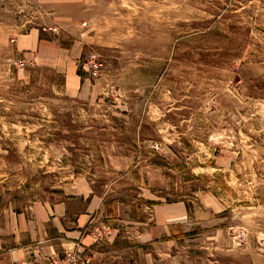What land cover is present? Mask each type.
<instances>
[{"label": "rangeland", "instance_id": "374dc122", "mask_svg": "<svg viewBox=\"0 0 264 264\" xmlns=\"http://www.w3.org/2000/svg\"><path fill=\"white\" fill-rule=\"evenodd\" d=\"M0 264H264V0H0Z\"/></svg>", "mask_w": 264, "mask_h": 264}]
</instances>
